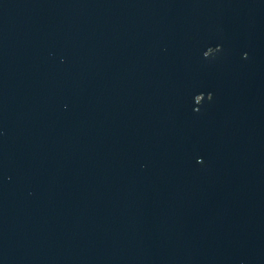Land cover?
Segmentation results:
<instances>
[{
    "label": "water",
    "instance_id": "obj_1",
    "mask_svg": "<svg viewBox=\"0 0 264 264\" xmlns=\"http://www.w3.org/2000/svg\"><path fill=\"white\" fill-rule=\"evenodd\" d=\"M0 264H264V0H0Z\"/></svg>",
    "mask_w": 264,
    "mask_h": 264
}]
</instances>
